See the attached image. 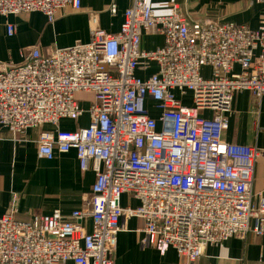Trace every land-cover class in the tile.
<instances>
[{
    "label": "built area",
    "instance_id": "1",
    "mask_svg": "<svg viewBox=\"0 0 264 264\" xmlns=\"http://www.w3.org/2000/svg\"><path fill=\"white\" fill-rule=\"evenodd\" d=\"M255 1L263 12L251 28L192 22L176 3L158 12L151 0H134L118 32L92 28L87 43L48 54L32 47L22 63L0 69V125L14 135L56 125L40 132L39 158L74 149L81 170L96 175L89 206L69 217L60 209L0 217V264H113L121 220L130 218L143 221L145 245L173 248L186 264L230 237H264V190H255L254 176L264 149L221 141L234 94L264 95V0ZM81 6L0 0V17L12 36V16L41 12L53 23L63 9ZM147 33L162 35L163 45L143 49ZM153 65L148 76L137 74ZM78 93L92 96L87 108ZM188 93L192 105L184 103ZM62 119L86 123L66 130ZM124 193L138 205L123 207Z\"/></svg>",
    "mask_w": 264,
    "mask_h": 264
},
{
    "label": "crops",
    "instance_id": "2",
    "mask_svg": "<svg viewBox=\"0 0 264 264\" xmlns=\"http://www.w3.org/2000/svg\"><path fill=\"white\" fill-rule=\"evenodd\" d=\"M133 2L82 0L80 10L67 7L60 11L53 23L41 12L19 14L10 18L15 25L12 36L7 33L5 19L0 17V69L22 63V53L32 47L48 54L56 48L69 47L77 42L87 43L92 28L118 32L124 12ZM174 2L180 5L192 22L212 19L256 28L263 12L262 6L255 0H216L205 7L190 0H151L158 12L168 11ZM112 5L116 7L115 13L111 12ZM163 43L162 35L147 33L143 36L142 48L153 50ZM156 68L153 65L151 71H138V75L146 77ZM204 73H210V70L204 68ZM186 101L192 103L191 98ZM155 112L157 117L158 112ZM202 115L211 117L210 112H203ZM227 116L229 126L222 134L223 143L254 145L264 149V95L259 99L249 90L237 91ZM78 121L62 119L59 127L74 130L86 123L84 119ZM56 128V125L45 124L14 135L0 125V217L14 212L20 218H28L51 213L55 209H60L65 217H69L72 211L89 206L96 175L92 170H81L74 149L67 153H55L53 159L38 156L40 132ZM254 176L255 190H264L262 159L255 165ZM120 203L123 207L138 205V201L128 193L122 194ZM83 224L87 231L92 230L91 218L85 219ZM121 224L113 264H186L173 248L161 251L145 245L140 218L122 219ZM194 264H264V237L249 233L245 238L233 236L217 245H209Z\"/></svg>",
    "mask_w": 264,
    "mask_h": 264
},
{
    "label": "rangeland",
    "instance_id": "3",
    "mask_svg": "<svg viewBox=\"0 0 264 264\" xmlns=\"http://www.w3.org/2000/svg\"><path fill=\"white\" fill-rule=\"evenodd\" d=\"M193 1L196 3V5H201V6H203V7H205L206 5H209V4H214L215 3V1L216 0H190V2H192L193 3ZM174 3H176V2H174ZM173 3V4H174ZM177 4V3H176ZM172 5V4H171ZM179 5V4H178ZM180 6V5H179ZM171 8V7H170ZM170 10V9H169ZM168 10V11H169ZM165 12H167V11H165ZM19 64V63H18ZM12 65H16V64H12ZM139 72H137V74H138ZM76 97H77V99L80 101V104H81V106H83L84 105V103H83V101H86V100H90L91 98H92V96L90 95V94H87V93H78L77 95H76ZM188 98H191V94L190 93H188L185 97H183V100H184V103L185 104H187V105H192V103H188L186 100L188 99ZM88 107V105L86 106V108ZM154 114H156V112L154 113ZM74 121H77V120H74ZM79 122V121H78ZM39 137V136H38ZM37 152H38V149H37ZM37 215H39V214H37ZM16 216H17V213H16ZM33 216H35V215H33ZM18 217V216H17ZM30 217H32V216H30ZM20 218V217H19ZM29 218V217H28ZM21 219H27V218H21Z\"/></svg>",
    "mask_w": 264,
    "mask_h": 264
}]
</instances>
